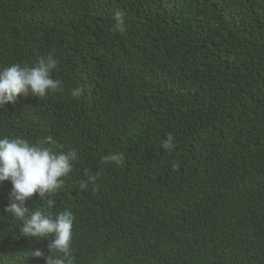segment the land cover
<instances>
[{
  "label": "trees",
  "instance_id": "obj_1",
  "mask_svg": "<svg viewBox=\"0 0 264 264\" xmlns=\"http://www.w3.org/2000/svg\"><path fill=\"white\" fill-rule=\"evenodd\" d=\"M48 53L63 90L0 108V138L77 150L49 209L75 217L72 264H264V0H0V69ZM11 188L0 264H45L52 237L23 235Z\"/></svg>",
  "mask_w": 264,
  "mask_h": 264
},
{
  "label": "clouds",
  "instance_id": "obj_2",
  "mask_svg": "<svg viewBox=\"0 0 264 264\" xmlns=\"http://www.w3.org/2000/svg\"><path fill=\"white\" fill-rule=\"evenodd\" d=\"M122 17L121 12L115 14L113 31H126ZM58 65L59 60L48 53L34 65L17 62L0 69V108L9 102L14 103L20 95L43 98L48 92L62 91V81L54 79L52 75ZM71 95L78 98L83 95V89L76 87ZM57 147L62 149L52 136L37 142L19 136L0 138V183L11 182L9 203L4 211L21 222L23 235L52 237L47 245L45 264H72L69 257L75 217L71 211L53 214L49 209L54 207L51 196L64 186L63 178L72 172L78 152L76 149L56 151ZM161 147L168 151L175 147L171 133L162 140ZM123 159L119 153L103 157L104 161L115 164H120ZM99 174V171L92 174L85 170V179L79 182V188L87 190L90 183H96ZM33 194H38L40 200L46 202V209L38 208L30 212L26 201ZM34 255L39 257L44 253L36 250Z\"/></svg>",
  "mask_w": 264,
  "mask_h": 264
}]
</instances>
